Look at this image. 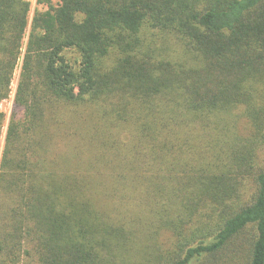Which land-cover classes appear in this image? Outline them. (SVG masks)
<instances>
[{"label": "trees", "instance_id": "16d2710c", "mask_svg": "<svg viewBox=\"0 0 264 264\" xmlns=\"http://www.w3.org/2000/svg\"><path fill=\"white\" fill-rule=\"evenodd\" d=\"M37 5L0 0V264H264V0Z\"/></svg>", "mask_w": 264, "mask_h": 264}, {"label": "rangeland", "instance_id": "374dc122", "mask_svg": "<svg viewBox=\"0 0 264 264\" xmlns=\"http://www.w3.org/2000/svg\"><path fill=\"white\" fill-rule=\"evenodd\" d=\"M26 2H28L30 4V12H29V23L31 22V19L35 13L36 10H41L42 8L40 6L37 5V0H24ZM29 32V27L28 30L26 32V37L24 39V45L27 41V35ZM19 71H20V64H18L15 74H14V78L11 84V94L9 96V98L5 101H3L0 104V110L5 114L6 116V124L3 130V135L2 138L0 140V154L2 152L3 149V145H4V136H5V130H6V126L9 122L10 116L12 115L13 111H14V93L16 91V86H17V82H18V76H19ZM22 111L21 110H17V117L20 118L22 117Z\"/></svg>", "mask_w": 264, "mask_h": 264}]
</instances>
